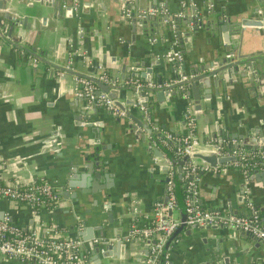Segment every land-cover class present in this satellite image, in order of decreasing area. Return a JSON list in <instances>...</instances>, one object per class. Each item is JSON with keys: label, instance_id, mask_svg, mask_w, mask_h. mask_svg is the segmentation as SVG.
<instances>
[{"label": "crops", "instance_id": "crops-1", "mask_svg": "<svg viewBox=\"0 0 264 264\" xmlns=\"http://www.w3.org/2000/svg\"><path fill=\"white\" fill-rule=\"evenodd\" d=\"M65 1L8 0L4 9L0 8L4 37L0 35V182L18 184L43 178L59 195L53 206L36 212L28 205L0 197V215L7 214L11 221L27 229L37 228L38 232L52 228L60 237L81 239L78 233L88 228L93 240L119 238L131 221L143 222L151 215L153 201L164 197L166 174L158 159L130 130L129 114L146 122L149 130L155 126L179 134L186 129L182 113L190 103L198 147L218 138H235L232 134L244 138H250L251 131L264 134V98L249 85L247 72L238 74L237 81L226 88L211 84L207 88L209 97L200 99L197 111L192 100L181 93L160 100L149 97L144 112L137 104L125 103L129 114L117 118L101 106L85 108L84 98L72 91L74 76H79L76 74L98 79L105 73L118 80L122 75L131 78L134 69L151 74L157 79L154 81L170 78L175 67L164 53L175 46L174 35L166 28L163 15L150 16L145 27L137 23L132 28L120 7L124 4L130 10L133 0H78L76 16L61 6ZM160 1L169 14H184L185 7L193 6L191 2L203 8L212 1L213 19L222 12L249 22L243 34H234L229 28L211 31L200 27L185 35L190 28L180 21L177 47L187 73L205 71L200 66L213 61L215 55L231 56L232 51H226L225 46L232 45L234 39L240 41L244 52L264 48L262 28L248 21L256 17L251 14L253 5L258 13H264L263 6L254 0L250 4L249 0H139L138 9ZM118 88L117 100H130L131 91ZM204 88L199 87L200 93H205ZM225 145L220 149L231 148ZM95 169L99 170V179L93 175ZM178 177L175 172V179ZM243 184L264 222V184L256 179L244 180L232 168L200 174L202 206L235 214L248 212L245 198L242 200L243 194L241 197L238 192ZM62 185L66 186L65 196L59 194ZM177 203L182 205L180 196ZM172 214L180 216V209ZM175 237L161 250L171 264H217L224 260L228 264H264L262 244L229 226H184ZM123 243L119 250L100 249L96 256L82 245L79 251L84 264L142 263L146 244L136 238ZM0 264L30 263L0 256Z\"/></svg>", "mask_w": 264, "mask_h": 264}, {"label": "built area", "instance_id": "built-area-1", "mask_svg": "<svg viewBox=\"0 0 264 264\" xmlns=\"http://www.w3.org/2000/svg\"><path fill=\"white\" fill-rule=\"evenodd\" d=\"M191 4L194 6L193 2ZM62 6H65L64 3ZM205 7L209 10L213 7V2L207 1ZM70 11L75 16L78 14V0H71ZM120 12L127 19L131 17L129 8L124 4L121 5ZM182 14L181 11L169 14L164 3L160 1L157 5L136 10L133 16L141 19L156 15H166L171 18L181 16ZM163 20H166V18ZM170 22L174 23L172 18ZM81 31V27H78V32ZM77 52L84 56L83 50ZM230 55L232 56V53ZM164 58L175 66L172 77L160 81H143L139 78H127L123 80V84L145 87L148 90L171 89L173 87L178 89L183 88L182 80L192 76L193 73L186 74L181 72V51L173 47L164 53ZM98 79L111 86L117 83L115 78L105 73L99 74ZM72 91L75 96L84 98L87 107L101 106L116 117L127 116L128 114L126 109L120 108L108 96L106 91L98 89L89 78L74 76ZM181 94L188 98L186 93L182 92ZM135 104H137L139 110L145 111L144 105L139 102ZM182 117L186 126L185 131L182 133L172 134L165 129H157L155 126L153 130L156 132L155 136L166 147L172 144L178 156L185 155L180 165L181 172L178 177L180 181H183L181 201L184 208V219L180 220L179 216L172 214V211L178 208V203L175 194V171L172 167L173 163L168 161L164 183V197L153 201L151 215L145 218L143 222L131 221L127 232L123 235L125 241L136 238L146 244L145 257L140 264H171L167 253L161 255V250L168 236L181 222H183L185 227L192 225L200 227L212 225L229 226L237 231L248 233L262 242L264 247V222L261 220L257 208L251 205L248 199V189L244 184L242 185V194L249 210L243 214L229 213L202 206L198 191L200 174L209 170L224 171L232 168L239 171L243 179L246 180L248 172L264 162V148L248 149L244 146H234L236 138L221 139L222 146L227 143L233 146L228 150L220 149L222 146H219L217 154L231 155L232 159L223 163H217L211 167L202 160H196L191 155L195 148H197L198 139L195 131V117L190 103L185 106ZM249 159L254 160L252 163H248ZM0 197L28 205L35 212L41 207L49 208L59 200L58 192L43 178L18 184L0 182ZM132 209H135L134 204L132 205ZM36 229H27L18 225L11 221L7 214L0 215V256L18 258L30 264H84L83 259L79 256L82 244V240L79 237H60L55 230L47 227L44 229V232H38V229ZM174 240H176V237ZM160 256L161 262L158 263ZM229 264L239 263L233 262Z\"/></svg>", "mask_w": 264, "mask_h": 264}, {"label": "water", "instance_id": "water-1", "mask_svg": "<svg viewBox=\"0 0 264 264\" xmlns=\"http://www.w3.org/2000/svg\"><path fill=\"white\" fill-rule=\"evenodd\" d=\"M6 1L8 0H0V8L4 9ZM252 0L247 1V4L252 3ZM255 2L259 3L263 6L262 10H264V0H254ZM70 2L71 0H66L64 3L67 10L70 11ZM139 0H133L132 5L130 6V24L132 28H134L135 24H142L143 27L146 25V20L149 17L146 18H135L133 16L134 12L140 8L138 4ZM55 6H57V3L54 2ZM59 6V4H58ZM183 16H176L171 17L173 20V24L170 22V17L163 15L161 16L164 23L166 24V28H168L170 31L173 32V39L172 43L175 45L173 47L179 49L177 47V44L179 42L180 36H179V28L178 23L182 21L186 26H189V30H186L185 35H190L191 31H196L200 27L208 28L211 31L214 30H227L228 28L230 31H233L234 34L240 33L243 34V27L245 24H249V22L245 21L247 18L244 19H236L233 17H230V15H223L222 12H218L217 19H213L211 15L214 13L213 8L211 7L209 10L204 7L203 8H197L195 6H188L184 9ZM71 12V11H70ZM251 14L256 17L249 18L248 21H251L250 24L252 26H257L262 28V36L264 40V22L261 21V19H264V13H258L256 11V6H252ZM4 15L11 17L7 13H3ZM157 19V18H156ZM154 19V20H156ZM154 24V23H153ZM9 32L11 31V27H9ZM218 31V32H219ZM0 35L3 34L0 31ZM3 37V36H2ZM4 38V37H3ZM232 45H226L225 50L226 51H232V56L225 57L224 55L218 56L215 55L213 57V61L207 62L206 64L200 66L202 69H206L205 71L201 72H195L192 76L185 78L182 80L183 88H164V89H154V90H148L145 87H135L134 85H124L123 80L124 76L122 75L116 82L114 86H111L108 83H103L99 81L98 79L84 75V74H76L79 76H84L86 78L91 79L95 84L98 86V89L104 90L107 92L108 96L113 99V101L120 107L124 108V104H135L137 102L141 103L142 105H146V101L149 100V97H153V100H160L163 97H167L169 95L173 94H179V93H186L188 95V99L192 100L193 108L197 111L199 110L200 106V99L201 98H208L209 92L208 87H210L211 84H214L216 87H223L226 88V85L232 84L234 81H237V75L241 74V76L245 75L247 72V81L249 82V85L252 87L253 90H257V94L262 96L264 98V48L244 52L241 50L240 41L233 40ZM35 54L34 52H32ZM175 67V66H174ZM181 72L189 74L192 72H185L182 64L180 66ZM136 69V68H135ZM131 78H139L143 81L147 80H157L155 78H152L151 74H146L144 71L141 73L137 70L130 72ZM161 78L158 80L160 81ZM121 85V86H120ZM204 86L205 93H200L199 87ZM118 87L122 88L123 90H130L131 96L128 98L130 100H125L121 102V100H117V90ZM86 108V104L84 105ZM94 107V106H92ZM129 114V112H128ZM130 116V122H128V126L130 130L134 133V135L137 138H140L143 142V144L146 146L147 151L154 157H156L159 161V164L161 165V169L164 173L167 172L168 169V161L172 162V167L175 172L179 173L181 172V163L182 160L185 158V155L179 157L174 149H171L169 147H165V145L155 136L156 132L152 129L149 130L146 122H141L140 119L136 118L135 116L129 114ZM115 117V116H114ZM117 118V117H116ZM145 120L144 117H142V121ZM139 128H142L141 131ZM255 131H258L257 128H254ZM250 138H244L242 135L238 134L237 136L232 134V137L236 138V142L233 144L234 146H247L251 147L253 149L255 148H264V134L259 133L256 134V132L251 131L249 134ZM171 143V142H170ZM232 144H226V147L233 146ZM170 146L173 147L172 144ZM219 146H222L221 138H218L216 142H209V143H203L200 144L197 149H195L192 152V156L195 158H199L203 162L207 163L209 166L213 167L217 163H222L224 161L232 159L231 155H218L217 149ZM99 168V166H98ZM239 172V171H238ZM240 173V172H239ZM218 174V173H217ZM93 175L98 178L99 177V170L95 169ZM241 177L243 179V176L241 174ZM99 179V178H98ZM247 179H256L260 181L262 184H264V162L259 164V166L253 168L250 170L247 174ZM166 180V176L164 178V181ZM70 183V182H69ZM66 186L62 185L61 188H59V194L65 196L67 193L66 190H64ZM239 196L242 197V186H240L239 190ZM244 199V196L242 197V200ZM178 209H180V220L184 219V208L183 205H179ZM228 212H230L228 210ZM231 213V212H230ZM110 216V214H109ZM194 226V225H192ZM191 226V227H192ZM214 226V225H212ZM184 229V224L181 222L177 228L168 236L166 239L163 249L167 246V244L182 230ZM243 234L247 235L248 233L242 232ZM79 236L82 239V246L88 248L92 254L95 256L99 253L98 251L100 249L103 250H111L112 249H118L123 246V242L125 241L124 236H119V238H98L93 240V232H89V229H86V232H79ZM249 235V234H248ZM153 242V240H151ZM260 242V241H259ZM113 243V244H112ZM263 246V243L260 242ZM114 245V246H113ZM145 247V246H144ZM105 248V249H103ZM146 253V249H145ZM79 256L82 258V254L79 251ZM224 264H227V261H223ZM84 263V261H83Z\"/></svg>", "mask_w": 264, "mask_h": 264}, {"label": "trees", "instance_id": "trees-1", "mask_svg": "<svg viewBox=\"0 0 264 264\" xmlns=\"http://www.w3.org/2000/svg\"><path fill=\"white\" fill-rule=\"evenodd\" d=\"M253 160L254 159H249L248 163H252ZM247 165H249V164H247ZM176 183H177V185L175 186V194H176V199L178 200V196H180V199L182 197L183 181H180L179 179H177ZM178 187H179V190H178ZM178 191H179V193H178ZM160 262H161V256L158 258V263H160Z\"/></svg>", "mask_w": 264, "mask_h": 264}, {"label": "rangeland", "instance_id": "rangeland-1", "mask_svg": "<svg viewBox=\"0 0 264 264\" xmlns=\"http://www.w3.org/2000/svg\"><path fill=\"white\" fill-rule=\"evenodd\" d=\"M173 214H175V212H173Z\"/></svg>", "mask_w": 264, "mask_h": 264}]
</instances>
